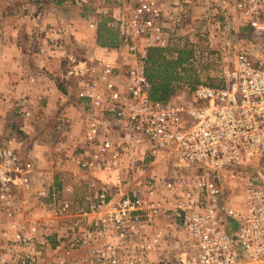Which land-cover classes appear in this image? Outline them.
Segmentation results:
<instances>
[{
	"label": "built area",
	"instance_id": "built-area-1",
	"mask_svg": "<svg viewBox=\"0 0 264 264\" xmlns=\"http://www.w3.org/2000/svg\"><path fill=\"white\" fill-rule=\"evenodd\" d=\"M125 2L133 4L130 12L115 22L122 61L76 52L63 59L66 86L87 113L86 144L76 145L71 158L110 172L118 183L124 157L142 145L145 156L168 153L181 169L163 180L146 178L118 199L103 188L88 210H74L59 189L34 191L35 161L22 157L15 136L0 137V227L7 241L0 264H264V57L241 49L221 85L202 83L186 99H155L146 61L150 48L170 42L162 7L157 0ZM234 7L238 20L264 39V0H235ZM228 177L247 185L243 209L225 200ZM167 192L174 207L164 205ZM36 196H52L56 215L73 217L68 247L82 256L44 261V225L31 209ZM164 217L179 222L186 241L163 249Z\"/></svg>",
	"mask_w": 264,
	"mask_h": 264
},
{
	"label": "crops",
	"instance_id": "crops-1",
	"mask_svg": "<svg viewBox=\"0 0 264 264\" xmlns=\"http://www.w3.org/2000/svg\"><path fill=\"white\" fill-rule=\"evenodd\" d=\"M10 1L7 2L8 7L10 4L14 7V11L8 13L11 7L7 8V5L0 0V122L2 126L0 137L9 134L15 136L22 157L32 158L35 161L36 169L32 184L34 191L37 192L46 185L54 190L57 184L54 175L57 170L67 175L69 179L65 184L69 185L71 191L78 177L88 176L90 186L95 188L91 200L103 188H107L115 199H118L125 191L130 193L137 190L139 184L146 178L158 177L163 180L172 174L173 168L172 171L166 168L167 170L165 169L162 174L154 170V165L160 156L166 154L171 157V155L158 153L154 156H145L143 145L138 150L130 151L121 162L119 171L122 183L116 182L115 175L110 172L98 167L83 168L71 158L76 145L86 144L87 113L83 109L84 105L78 101L73 86L69 88L66 86L63 59L69 52L81 54L76 50L77 48L106 57L104 53L107 48L98 43L95 25L90 23L89 26L87 18L79 11L74 12L75 5H71L68 0ZM157 1L162 7L163 20L166 23L178 17L176 15L178 10L184 7H202L212 0ZM123 7L122 3H113L114 21L121 17ZM26 110L31 112V117H25L23 112ZM40 120L53 122L52 130L59 134L55 146L49 147L40 141L37 130V123ZM115 128L118 127L111 130ZM116 131L118 132V129ZM68 132L70 135L67 136ZM84 197L86 195H83ZM49 198L52 199V196ZM41 201L42 199L36 196L31 203V209L35 217L44 218L45 228L41 232L51 234L49 240L52 243L47 241L43 246L46 259H50L51 256L61 257L62 254L69 259L82 256L84 251L67 249V247L57 249L55 242L57 235L54 232L64 233L68 225L65 219H58L62 225L58 224V221L54 222V213L52 217L46 212L43 213L44 211L40 210ZM175 203L174 194L167 192L164 205L171 208ZM78 208L83 209V207ZM169 222L168 217L158 221L159 226L168 232V239L163 249H168L171 242L175 244L177 238H180L176 232L179 230V222L178 224ZM6 245L7 241L1 236L0 227V254L5 251Z\"/></svg>",
	"mask_w": 264,
	"mask_h": 264
},
{
	"label": "rangeland",
	"instance_id": "rangeland-1",
	"mask_svg": "<svg viewBox=\"0 0 264 264\" xmlns=\"http://www.w3.org/2000/svg\"><path fill=\"white\" fill-rule=\"evenodd\" d=\"M2 1L7 5V8L11 7L7 11L8 13L14 11V7L10 4L8 7L7 2H11L10 0ZM68 1L71 5H75L76 9H74V12L76 11L77 13L79 11L81 15L87 18L89 26H91L90 23L95 25L94 29L97 30V41L100 33L103 35L102 39L105 40L110 37L111 33L115 32L112 28L115 27L118 29L115 23L116 21L113 20V3H122L124 6L120 18L127 16L133 5L132 3H126L125 0H87L82 5H77L71 0ZM234 6L235 0H212L202 5V7H184L182 10L177 11L176 15H178V17H174L170 19L169 22H166L170 37V42L167 46L170 47V51L166 52L168 59L175 58L178 55V53L175 52L177 48L192 51L190 54V61L192 63L191 67L193 72L185 82L179 83L178 89L171 98L186 99L190 97L193 94L190 87L192 85L190 84L197 83V85H200L202 83H207L210 85H221L224 82V68L233 63L235 55L241 49H248L253 53L254 57H264V39L256 37L246 24L238 20ZM117 31L119 32V37H121L119 29ZM106 48L107 51L104 53L106 58L122 61L125 56V49H123L121 44L118 47ZM76 50L84 55L91 54V52L83 48L81 50L77 48ZM38 122L37 130L39 132L40 141L47 144L49 147L55 146L59 140V134L57 133V135L55 130H52L53 122H45L44 120ZM168 157L169 156L166 154L160 156L154 165V170L162 174L166 168H170V171H172L171 168L175 171L181 169L177 166V164H179L178 159L169 157V160ZM174 170L171 173H173ZM67 179H69L67 175L56 170L54 175V180L57 182L55 189L62 191L60 198L70 200L74 210L79 209L78 207H83L84 210H88L92 201V193L95 191V188L91 187L89 184V177H78L79 180L77 179V182L72 186V191L68 188L69 185L65 184ZM142 185L143 184H139V188ZM246 187L247 185L245 182L228 177L223 183L225 200L232 207L243 209L247 202ZM90 191L92 192L90 193ZM124 193L129 194L126 191ZM83 195H86V197L83 198ZM46 199L47 198L42 199L40 210L44 211L43 213L46 212L51 217L54 213V222H59L58 219L63 218L56 215V204L52 201L53 198L50 199L48 197V199ZM38 219H41L44 225L43 216H40ZM89 219L92 220L95 218L94 216H90ZM65 220L67 223L66 225H68L66 231L64 233L54 232L57 235L55 241L57 249L66 247L69 249L68 229L72 225L73 217H65ZM58 224H60V222ZM176 232L178 233V237H180L177 238V242L180 243L187 240L188 233L185 229H179ZM50 236L51 234H45L44 231L40 232L39 241L43 242V246H45L47 241L52 243V241L49 240ZM179 239L181 240L178 241ZM171 244L173 246L174 242H171ZM41 251L42 257L44 261H46L45 259L47 256L45 257L44 255L45 247H43ZM62 255L67 257L65 254Z\"/></svg>",
	"mask_w": 264,
	"mask_h": 264
},
{
	"label": "trees",
	"instance_id": "trees-1",
	"mask_svg": "<svg viewBox=\"0 0 264 264\" xmlns=\"http://www.w3.org/2000/svg\"><path fill=\"white\" fill-rule=\"evenodd\" d=\"M114 29L108 39H102L100 33L98 41L102 46L118 47L121 44V37L117 28ZM170 47H152L148 51L146 61L147 74L153 82L152 97L155 99H170L179 87L180 82H185L192 74V63L190 61L191 50L177 48L175 52L178 55L175 58L168 59L166 52ZM199 82V81H198ZM191 90H195L197 83L190 84Z\"/></svg>",
	"mask_w": 264,
	"mask_h": 264
}]
</instances>
